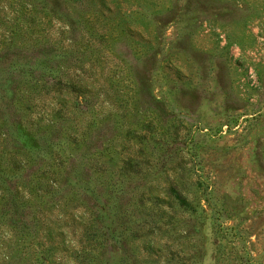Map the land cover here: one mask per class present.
I'll return each instance as SVG.
<instances>
[{
	"label": "rangeland",
	"instance_id": "rangeland-1",
	"mask_svg": "<svg viewBox=\"0 0 264 264\" xmlns=\"http://www.w3.org/2000/svg\"><path fill=\"white\" fill-rule=\"evenodd\" d=\"M0 264H264V0H0Z\"/></svg>",
	"mask_w": 264,
	"mask_h": 264
}]
</instances>
